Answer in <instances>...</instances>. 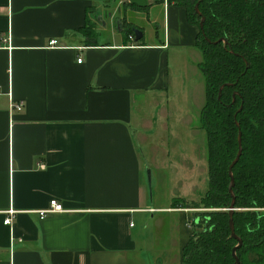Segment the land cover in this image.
I'll list each match as a JSON object with an SVG mask.
<instances>
[{
    "label": "crops",
    "instance_id": "1",
    "mask_svg": "<svg viewBox=\"0 0 264 264\" xmlns=\"http://www.w3.org/2000/svg\"><path fill=\"white\" fill-rule=\"evenodd\" d=\"M98 1L0 0V264H183L196 224L182 205L154 201L144 170L152 176L158 156L143 157L137 142L158 143L170 66L177 80L197 70L181 57L199 55L198 28L182 6L147 0L161 36L150 29L137 41L86 45V14H100L96 23L111 15L110 1ZM197 160L169 163L187 181L180 196L194 191ZM52 198L65 211L40 218L34 210Z\"/></svg>",
    "mask_w": 264,
    "mask_h": 264
},
{
    "label": "trees",
    "instance_id": "2",
    "mask_svg": "<svg viewBox=\"0 0 264 264\" xmlns=\"http://www.w3.org/2000/svg\"><path fill=\"white\" fill-rule=\"evenodd\" d=\"M167 2L182 6L187 22L198 28L194 45L201 53L198 68L204 81L199 123L205 135L207 189L199 204L175 198L172 206L195 204L208 210L196 214L201 227L192 222L182 263L235 264L232 248L238 241L231 236L227 211L233 197V231L241 240L235 249L238 264H264V0ZM91 20L86 14L78 29L86 45L97 42ZM132 35L127 32L122 42ZM238 132L241 152L231 169L230 193L228 168L238 151Z\"/></svg>",
    "mask_w": 264,
    "mask_h": 264
},
{
    "label": "rangeland",
    "instance_id": "3",
    "mask_svg": "<svg viewBox=\"0 0 264 264\" xmlns=\"http://www.w3.org/2000/svg\"><path fill=\"white\" fill-rule=\"evenodd\" d=\"M99 1L98 6L101 5ZM108 1L110 2L106 3L108 5H106L105 8L111 10V15L108 16L106 12H102L103 14L100 12L102 14L101 22L96 23L97 17H92L91 20L93 23L94 37L97 41L106 42L109 39L116 38V35L117 38L121 39L127 32L133 34L132 38H134V30L145 33V31L152 29L154 33L156 30L158 31V36L162 35L161 28L159 29L157 26L159 18L154 19L153 14L148 11L149 8L147 6H136L135 13L125 4V0ZM144 38H147V35H145L143 39ZM169 51H172V49ZM180 51L185 52L184 50ZM186 51L188 56L184 54L181 60L184 61L186 58L188 60L189 56L196 59V61L201 60V54L198 50L199 55L196 51ZM170 68L172 76L166 91L168 100L164 102V108L168 109L169 112V116L167 118L164 116L163 120L166 125L161 124L160 128L157 130L158 143H151L149 142L151 137H145L143 141L139 140L140 142H137L138 150L143 157L148 156L150 153H154L158 156L159 160L156 165L162 164L165 166L161 167L164 172V177L160 178H158L157 175L162 171H156L157 166H153L149 163L153 169L152 176H150V172L149 174L147 172V170H149L148 167L144 170L155 202L172 205L173 200L177 197L178 199L186 200L188 203L195 202V204H199V196L203 195L207 189L205 135L199 123L200 109L204 101L203 76L197 68V70L192 71L191 74H186V72L184 74L180 73V77L177 80L179 70L175 69L173 71L171 66ZM187 70H190V68ZM196 72L199 75H197ZM141 108L143 107H138V112ZM162 125H164L163 128ZM136 126H140V123L136 124ZM140 131L144 132V130ZM159 142L163 143L160 144ZM166 155H169V157ZM188 157L190 159H198L197 163L201 166V170L199 171V175H196L194 178L195 184L193 193L190 196H180L181 188L187 181L184 180V177L174 176V172L169 169V163L173 160H177L180 165H184L185 158L186 162H188ZM163 158L165 161H163ZM148 177H150V180H148ZM195 204H190L185 207L188 209L187 211H189L192 220L196 218L198 212L208 210L201 206L198 207ZM177 215L178 213H176V216ZM171 216L172 215H169L172 220ZM173 231L174 229L172 228L171 234ZM167 239L171 238L166 237L164 239L163 247H167L168 245L171 246ZM154 247L156 249L161 248L157 243H154Z\"/></svg>",
    "mask_w": 264,
    "mask_h": 264
},
{
    "label": "water",
    "instance_id": "4",
    "mask_svg": "<svg viewBox=\"0 0 264 264\" xmlns=\"http://www.w3.org/2000/svg\"><path fill=\"white\" fill-rule=\"evenodd\" d=\"M127 2L129 4L135 5L137 7H144V6H146L147 0H127ZM195 11L198 13L197 4H195ZM98 17L100 18V14L97 15V18ZM202 20H203V18L201 17L200 22H199V27H201V25H202ZM141 36H142V32L141 31L134 30V40L135 41H137L138 39H140ZM220 40L221 39H218L217 41H220ZM225 85H227V84H225ZM221 87L219 88V90L221 89ZM236 125H237V122H236ZM237 143H238V151H237V153L235 155V158L230 163L229 168H228V175H229V180H230L229 187H228V191L230 193H232V186H233V183H234L233 182V176H232V173H231V169H232L233 165L236 163V161L238 160V157H239L240 152H241V148H240V132H238ZM234 210H235V208H234V199L232 197V201L230 202L229 207L227 208L228 216H229V218H228V224H229L231 236H233L234 238H236L237 241H238V243L236 244V246H234L232 248V253H233V256H234V262H235V264H238V258L235 255V249H236L237 246H239L241 244V240L235 235V233L233 231L232 213H233ZM198 220H199L198 218H195L194 219V222L197 225V227H201L202 224L198 223Z\"/></svg>",
    "mask_w": 264,
    "mask_h": 264
},
{
    "label": "built area",
    "instance_id": "5",
    "mask_svg": "<svg viewBox=\"0 0 264 264\" xmlns=\"http://www.w3.org/2000/svg\"><path fill=\"white\" fill-rule=\"evenodd\" d=\"M130 39H132V36H129ZM55 40H50L48 43L49 45L55 44ZM81 58L77 59V62H80ZM9 108L14 109V110H21L22 108V103L21 102H14L13 100L10 99L9 102ZM40 218H43L45 215L49 213H56V212H63L65 209L63 208L62 204L56 200L55 198H52L49 200L47 208L43 209H37L34 210ZM15 214V211L13 209H8L7 210V216L3 219L4 224H10L11 223V218Z\"/></svg>",
    "mask_w": 264,
    "mask_h": 264
}]
</instances>
